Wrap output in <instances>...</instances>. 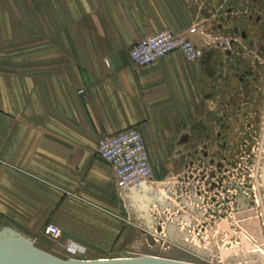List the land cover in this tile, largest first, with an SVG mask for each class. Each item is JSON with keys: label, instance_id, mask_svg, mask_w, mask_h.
<instances>
[{"label": "crops", "instance_id": "crops-1", "mask_svg": "<svg viewBox=\"0 0 264 264\" xmlns=\"http://www.w3.org/2000/svg\"><path fill=\"white\" fill-rule=\"evenodd\" d=\"M195 24L186 0H0V230L74 259L129 246L136 219L96 145L137 128L154 178L182 173L195 129L209 127L214 54L135 68L128 53Z\"/></svg>", "mask_w": 264, "mask_h": 264}, {"label": "built area", "instance_id": "built-area-1", "mask_svg": "<svg viewBox=\"0 0 264 264\" xmlns=\"http://www.w3.org/2000/svg\"><path fill=\"white\" fill-rule=\"evenodd\" d=\"M218 40L213 30L206 32L199 24L180 34L163 30L133 45L128 53L129 63L135 68H143L173 53L196 63L206 54H216L215 42ZM225 44L228 45V42ZM79 94L85 97L84 90H80ZM95 152L110 167L118 196L134 214L136 226L142 232L141 239L146 247L138 256L175 259L190 255L200 264L264 262V218L253 180L251 203L254 207H250L249 212L254 215L255 234H249L242 228V222L237 220L238 216L248 212V206L236 209L233 215H224L222 204L219 205L221 209L215 212L212 179L201 183H193V179L191 188L182 187L181 175L170 180H156L142 134L137 128H128L102 139L97 143ZM258 185L264 209V170L259 172ZM140 204L147 207L148 229L140 220L136 207ZM43 234L58 241L61 230L56 225L47 224ZM190 248L197 254L192 253ZM65 250L70 255L85 253L74 243L66 244Z\"/></svg>", "mask_w": 264, "mask_h": 264}, {"label": "rangeland", "instance_id": "rangeland-1", "mask_svg": "<svg viewBox=\"0 0 264 264\" xmlns=\"http://www.w3.org/2000/svg\"><path fill=\"white\" fill-rule=\"evenodd\" d=\"M186 1L193 15L198 17L199 26L206 32L213 30L220 42H215L216 54L211 65L214 88L209 99V127H202V130L200 128V135L208 134L213 141L214 150L211 152L215 165L209 176L199 177V183L206 179L213 180L215 212L221 209L219 205L222 204L224 215H233L236 209L248 206V212L238 216L237 220L242 222V228L249 234H255L254 215L249 212V208L254 207L251 203L252 176L257 157L260 117L264 113V51L261 49L264 48V0H261V8L260 0ZM249 43L253 44L251 48ZM244 61L252 67V72L247 77L246 90L241 81ZM260 62L263 64H259ZM260 68H263L261 81L258 75ZM189 145V151L184 154L185 169L179 177L183 188H191L189 186L193 179V183L196 182L191 175L196 162L193 140ZM261 170H264V157ZM141 235L140 229L134 226V236L129 246L122 252L102 259L137 257L146 247ZM78 255L80 254L70 256L83 257ZM56 257L71 259L68 256Z\"/></svg>", "mask_w": 264, "mask_h": 264}, {"label": "water", "instance_id": "water-1", "mask_svg": "<svg viewBox=\"0 0 264 264\" xmlns=\"http://www.w3.org/2000/svg\"><path fill=\"white\" fill-rule=\"evenodd\" d=\"M264 140V126L261 142L258 149V155L255 164V172L253 182L260 201L262 214L264 218V209L260 198V190L258 185V171L260 170L261 152ZM136 206L140 215V220L148 229L149 219L147 215L146 205ZM226 228V227H225ZM172 234V229H170ZM180 245L181 240H179ZM195 253L194 249H189ZM0 264H200L193 256L178 257L175 259L162 258L157 256H138L133 258H114V259H96L81 260L67 259L62 260L48 252L37 248L33 242L9 227L0 230Z\"/></svg>", "mask_w": 264, "mask_h": 264}, {"label": "flooded vegetation", "instance_id": "flooded-vegetation-1", "mask_svg": "<svg viewBox=\"0 0 264 264\" xmlns=\"http://www.w3.org/2000/svg\"><path fill=\"white\" fill-rule=\"evenodd\" d=\"M259 7L261 8V0L259 2ZM250 48L253 46L252 43H249ZM264 51V48H261ZM259 64H263V62H260ZM242 66L244 68L243 72H242V76H241V81L243 82L242 85L244 86V90H246L248 81H247V77L250 75V73L252 72V67L250 65H248L246 63V61L242 62ZM262 69L260 68L258 70V75L260 77V80L262 79ZM260 130H259V141H258V148H257V155H258V149H259V145L261 142V138H262V133H263V126H264V113L263 116L260 117ZM202 130V129H201ZM200 128L197 130L195 129V134H194V139H193V143H194V149H195V155L194 158H196V162L193 164V172L191 175L194 176L195 180L197 182H199V177H204L209 176L210 173L213 172V168L215 165V162L213 160L214 155H213V151L214 148L213 146V141L211 139V137L207 134L206 136L200 135L201 133ZM244 137H245V132L243 133ZM244 142V150L243 153L245 154V149H246V138L243 139ZM210 153V154H209ZM212 153V154H211ZM200 155V160H198ZM263 157H264V140H263V146H262V152H261V161H260V170H261V166H262V162H263ZM257 159V157H256ZM256 164V162H255ZM258 171V175L259 172ZM255 172V170H254ZM254 172H253V176H252V180L254 178Z\"/></svg>", "mask_w": 264, "mask_h": 264}, {"label": "bare ground", "instance_id": "bare-ground-1", "mask_svg": "<svg viewBox=\"0 0 264 264\" xmlns=\"http://www.w3.org/2000/svg\"><path fill=\"white\" fill-rule=\"evenodd\" d=\"M139 206H142V205L140 204ZM262 264H264V262Z\"/></svg>", "mask_w": 264, "mask_h": 264}]
</instances>
